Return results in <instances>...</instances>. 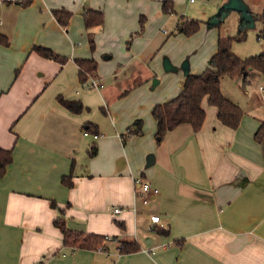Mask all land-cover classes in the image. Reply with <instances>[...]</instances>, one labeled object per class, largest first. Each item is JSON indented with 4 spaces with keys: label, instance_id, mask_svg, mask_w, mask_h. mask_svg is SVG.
<instances>
[{
    "label": "crops",
    "instance_id": "1",
    "mask_svg": "<svg viewBox=\"0 0 264 264\" xmlns=\"http://www.w3.org/2000/svg\"><path fill=\"white\" fill-rule=\"evenodd\" d=\"M87 8L102 11L103 24L86 28ZM263 9L264 0H0V34L10 40L0 42V147L13 151L0 176V264H264V134L256 138L264 74L241 86L244 95L222 88L244 111L237 128L218 118L208 97L199 131L183 123L159 139L152 114L181 92L187 75L210 67L220 38L243 26L258 33ZM54 10L72 13L68 26ZM232 14V28L212 31ZM140 16L148 23L133 37ZM196 16L198 31H178ZM255 41L250 52H264L258 34ZM182 50L189 53L175 61ZM91 59L101 88L81 79L78 62ZM139 120L142 134H131ZM89 126L95 133L85 135ZM68 175L72 186L63 183ZM138 177L159 189L148 204L136 194ZM62 214L68 228L111 239L102 249L66 246L55 225ZM123 241L140 248L123 253Z\"/></svg>",
    "mask_w": 264,
    "mask_h": 264
},
{
    "label": "trees",
    "instance_id": "2",
    "mask_svg": "<svg viewBox=\"0 0 264 264\" xmlns=\"http://www.w3.org/2000/svg\"><path fill=\"white\" fill-rule=\"evenodd\" d=\"M25 5L28 2H23ZM163 9L166 12H172L173 7L164 1ZM54 16L57 21L68 26L72 18V13L66 10H54ZM104 13L100 10L87 8L84 12V22L86 28L101 25L104 22ZM257 19L262 22V28L258 32L259 39L264 41V9ZM200 28V20L185 18L179 25L178 31L187 36L194 34ZM245 26L233 36L222 37L218 40L216 53L210 59V67L199 74H189L183 81L181 92L173 99L157 104L153 111V117L157 122V137L164 135L180 124L188 123L195 131H199L206 119V110L203 107V100L208 97V101L218 108V118L226 125L237 128L242 120L244 111L242 107L228 98L222 91V80L229 76L244 83L258 74H264V52L249 57H240L234 52V44L245 40L247 37ZM0 42L9 44L8 36L0 34ZM91 45L94 46V39L91 37ZM33 49L40 55L64 62V58L56 53L50 47L35 45ZM80 75L83 81L89 76L96 75L97 62L95 60H80ZM88 76V77H87ZM71 109H76L75 102L64 101ZM135 126H137L135 128ZM135 126L130 129L131 134H142V122L139 120ZM90 133H95L92 126L88 127ZM264 134V125L259 129L256 138L261 140ZM97 153L94 147L91 155ZM13 161L12 149L0 147V176L4 175L7 167ZM72 175L64 176L63 183L72 186ZM52 206L59 208L56 201H52ZM55 225L64 234V244L75 248L98 249L104 246L107 236L74 231L67 226L65 217L60 216L55 220ZM140 248L135 241H123L121 243V252L130 253Z\"/></svg>",
    "mask_w": 264,
    "mask_h": 264
},
{
    "label": "rangeland",
    "instance_id": "3",
    "mask_svg": "<svg viewBox=\"0 0 264 264\" xmlns=\"http://www.w3.org/2000/svg\"><path fill=\"white\" fill-rule=\"evenodd\" d=\"M176 8H177V6H176ZM184 8V7H183ZM179 14L178 15H180L181 14V12L179 11L178 12ZM190 13V12H189ZM185 16H187V17H189V18H192V16H190V14H188V12H185V14H184ZM174 16H177V13H175L174 14ZM200 17L201 16H196V17H194V18H196V19H200ZM249 20H251L252 22H255V16H246ZM237 15L236 14H232V15H230V16H226V17H224V16H222L221 18H220V20L218 21V23L217 24H214V25H211L210 26V28H214V29H212V31H218L219 29L221 30V32L222 33H224V30L225 29H228V28H232L233 27V24H234V22L237 20ZM213 20L214 19H212L211 20V22L209 23V24H212L213 23ZM221 21V22H220ZM138 23L140 24V28H139V30H138V32H135L132 36L134 37V35H137V34H141L142 32H143V29H144V25L146 24V23H148V21H146V18H144V17H142V16H140L139 17V21H138ZM176 25H174L173 24V26L171 25V23H166L162 28H165L168 32L170 31H174L175 30V27ZM250 30H248V31H246V33L249 35V38L246 40V43H240V44H238V43H236L235 44V49L237 48V50H238V52L234 49V51H235V53L236 54H238L239 56H242V57H246V56H249V55H254V54H256V52L255 53H251L250 52V48H248L247 46H252V44L254 45L255 44V38L257 39V32L256 31H254L253 30V28H249ZM209 36V35H208ZM206 38V35H204L203 34V36L201 35V39H205ZM253 38V39H252ZM130 39H132V38H130ZM255 42H254V41ZM131 41V40H130ZM130 43V42H129ZM181 46H187L186 45V42H185V39H184V41H181ZM257 43V42H256ZM238 44V45H237ZM128 46H129V44H127ZM237 46V47H236ZM251 51H253V50H251ZM261 52V51H260ZM182 54L181 55H179V56H175V57H173V59L175 60V61H177V62H179L180 61V58H182L186 53H189L188 51H185V50H182V52H181ZM191 53V52H190ZM239 53H251V54H247V55H243V54H239ZM257 53H259V52H257ZM164 73V72H163ZM128 74V76L130 75V71L127 73ZM133 79H135V78H133ZM133 79H132V82H133ZM245 83L241 80H237V79H235V78H231V77H226L223 81H222V88H223V90H224V88H225V91H226V93H228L229 95H230V93L231 92H229V91H232V90H234V91H236V92H239V93H242L243 95H244V93H243V88H241V86H243ZM261 84H263L262 82H261ZM255 87L254 86V80L251 82V84H248L247 85V87L249 88V89H253V87ZM222 90V91H223Z\"/></svg>",
    "mask_w": 264,
    "mask_h": 264
},
{
    "label": "built area",
    "instance_id": "4",
    "mask_svg": "<svg viewBox=\"0 0 264 264\" xmlns=\"http://www.w3.org/2000/svg\"><path fill=\"white\" fill-rule=\"evenodd\" d=\"M189 1L193 2L194 0H189ZM88 86L90 88H101L102 84L99 82L96 75L95 76L91 75L89 78ZM89 133L90 132L88 130H85L84 132L85 135H88ZM95 136L97 137L98 134H95ZM135 184H136V194L143 198V202L145 204H148L151 194L159 193L158 188L152 186L151 183L144 181L141 177L136 178ZM113 211L115 213H119L122 211V208L115 207ZM151 220L153 221V223H158L160 221V215H152ZM107 239H111V237L107 236ZM102 248H103L102 246L99 247V249H102Z\"/></svg>",
    "mask_w": 264,
    "mask_h": 264
},
{
    "label": "water",
    "instance_id": "5",
    "mask_svg": "<svg viewBox=\"0 0 264 264\" xmlns=\"http://www.w3.org/2000/svg\"><path fill=\"white\" fill-rule=\"evenodd\" d=\"M215 20H213V22H214ZM159 139H160V137H159Z\"/></svg>",
    "mask_w": 264,
    "mask_h": 264
}]
</instances>
